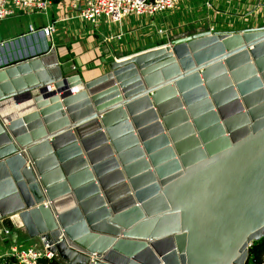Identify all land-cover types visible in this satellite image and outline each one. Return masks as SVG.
Masks as SVG:
<instances>
[{"label":"water","instance_id":"1","mask_svg":"<svg viewBox=\"0 0 264 264\" xmlns=\"http://www.w3.org/2000/svg\"><path fill=\"white\" fill-rule=\"evenodd\" d=\"M2 217L61 264H245L264 236V24L186 30L87 80L54 47L0 67Z\"/></svg>","mask_w":264,"mask_h":264},{"label":"built area","instance_id":"2","mask_svg":"<svg viewBox=\"0 0 264 264\" xmlns=\"http://www.w3.org/2000/svg\"><path fill=\"white\" fill-rule=\"evenodd\" d=\"M224 1L231 2L234 0H196L195 2L193 0H70L69 4L73 15L83 26H88L89 32L95 31L98 23L102 22L115 26V29L118 28L116 31L110 30L103 34L104 42L111 46L112 42L121 43L123 31L119 26L123 18L133 15L143 16L147 20L146 24L152 25V17L163 10L172 11L174 20L171 22L172 26H166L163 23L164 18L158 20L162 24L152 25L153 33L159 37L168 36L171 27L182 28L183 25L188 24L187 22H198L201 27L194 30H207L209 33L235 31L236 29L231 25L228 28L222 27V21H220L219 27L212 22L214 11L218 10L219 14L226 12L224 5L220 6L219 9L215 7L216 4ZM258 1L256 0L257 4H259ZM50 4L51 0H0V20L20 11L45 12ZM10 5L17 7V9H13ZM238 5L242 7L240 3L237 4V7ZM183 9L187 12L188 20H185L184 14L182 16ZM63 19H66V16L60 18V20ZM141 22L139 21L140 24ZM142 23L144 24V21ZM56 26V20L41 25L28 23L23 32L0 39V67L48 51L50 47H53L52 39L57 30ZM42 40L45 43L44 47L41 45ZM4 231H7L6 228ZM45 245L42 242L39 245H24L17 242L10 244L8 249L0 255L12 256L14 264H44L40 258L56 255L46 250Z\"/></svg>","mask_w":264,"mask_h":264},{"label":"crops","instance_id":"3","mask_svg":"<svg viewBox=\"0 0 264 264\" xmlns=\"http://www.w3.org/2000/svg\"><path fill=\"white\" fill-rule=\"evenodd\" d=\"M70 0H51V4L47 7L45 12L40 11H20L16 14H12L9 20L5 17L0 20V39L9 38L17 33L23 32L27 28L28 23H33L34 25H41L47 22H52L56 20L57 30L55 34V39H52L53 46L55 47V52L57 55L58 63L62 74L78 73L82 79L87 80L95 77L107 70V62L113 57L114 54H126L129 52H134L140 49H144L148 46L158 44L167 40L169 37L173 36L174 33L179 32L180 27H171L168 31V36L162 37L153 36L148 31V26L143 24L142 20L135 16H127L122 19L120 23V29L123 31V36L120 39L121 43L112 42L109 46L103 40V29L89 32V29L84 28L82 23L73 15V11L70 6ZM243 6L242 2H238ZM52 8V9H50ZM31 13L33 17L28 15ZM42 15V16H41ZM66 19L60 20L61 17ZM172 20H174V15L170 14ZM165 19V18H164ZM139 21H142L141 24ZM163 23L166 26H172L171 21ZM190 23V22H187ZM162 24L161 22H157ZM186 24V23H185ZM102 27L105 25L102 24ZM256 26V25H248ZM107 27L116 31L115 27L112 29V25L107 24ZM184 29L185 25L182 26ZM199 27H192V31ZM235 29L240 27H234ZM189 29V28H188ZM189 29V30H191ZM109 30V31H110ZM107 33V32H106ZM44 47V40L41 42ZM114 45V46H113ZM4 218L9 219L12 224L11 230L15 232L17 236H22L25 239H21L24 245L26 244H41L37 237L29 238L22 226L19 224L18 220L14 217H2L0 218V226L3 227L2 231L6 228L5 233H9L8 227H4L2 220ZM12 238V237H11ZM23 240H25L23 242ZM21 241H15L13 243H21ZM0 247V254L5 251ZM62 263V260H61Z\"/></svg>","mask_w":264,"mask_h":264},{"label":"rangeland","instance_id":"4","mask_svg":"<svg viewBox=\"0 0 264 264\" xmlns=\"http://www.w3.org/2000/svg\"><path fill=\"white\" fill-rule=\"evenodd\" d=\"M194 2L196 0H193ZM242 2L243 6L239 7L240 5L237 4L238 2ZM259 4L256 3V0H234L231 2H220L219 4H216V9H219L220 6H226V12L224 14H219V12H217L218 10L213 12V18H212V22L214 25H216L217 27L220 26V21H222V27L224 28H228L230 25L233 27H244V26H248V25H260V24H264V0H259L258 1ZM11 6V5H10ZM13 9H17V7L15 6H11ZM52 9V8H50ZM170 14H173L172 11L169 10H163L159 13H156L153 17H152V25H157L156 23L158 22V20L160 18H165L166 23H168L169 21H173V17L171 19ZM184 14V16H183ZM187 12H185V10L183 9V13L182 16L185 18V20H188V17H186ZM28 15H32L31 13H28ZM11 15L6 16L5 19L9 20ZM42 16V15H41ZM135 16V15H133ZM33 17V16H31ZM138 16H135V19H137ZM140 18V20L144 21V24L146 25L145 27L148 28V31L151 33V35L156 36L157 34L153 33V26L152 25H148L146 24V18L143 16L138 17ZM107 23V22H106ZM105 22L103 23H98V26L95 28V31L103 29L104 33L108 32L110 29L107 27V24ZM104 24L105 26L102 27L101 25ZM199 26L198 22H194V23H188L184 29L182 28H177V30L181 29L179 32L174 33L173 35H178L179 33H183L186 30L191 29L192 27H196ZM84 28H88V26L84 25ZM115 26L112 27V29ZM189 28V29H188ZM192 30V29H191ZM55 34L53 35V39H55ZM158 36V35H157ZM161 38V37H160ZM54 47V46H53ZM55 49V47H54ZM6 227V226H4ZM3 227L0 226V247H3L2 249L7 250L9 245L12 244L13 239H15V241H21V239H25L22 236H17L15 232H12L11 228L8 227L9 229V233H5L2 231ZM12 237V238H11ZM25 240H23L24 242ZM34 244V243H32ZM38 245V244H36Z\"/></svg>","mask_w":264,"mask_h":264},{"label":"trees","instance_id":"5","mask_svg":"<svg viewBox=\"0 0 264 264\" xmlns=\"http://www.w3.org/2000/svg\"><path fill=\"white\" fill-rule=\"evenodd\" d=\"M57 1V0H53ZM2 224L11 228L12 224L9 219L4 218ZM22 243V241H21ZM264 258V236L256 241H252L247 247V259L245 264H260ZM44 264H61V260L57 255H53L49 258H40ZM0 264H14V258L10 255H0Z\"/></svg>","mask_w":264,"mask_h":264},{"label":"bare ground","instance_id":"6","mask_svg":"<svg viewBox=\"0 0 264 264\" xmlns=\"http://www.w3.org/2000/svg\"><path fill=\"white\" fill-rule=\"evenodd\" d=\"M50 86L52 87V84Z\"/></svg>","mask_w":264,"mask_h":264}]
</instances>
